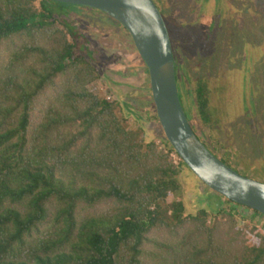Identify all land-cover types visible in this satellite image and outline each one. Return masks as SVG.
Masks as SVG:
<instances>
[{
    "label": "trees",
    "instance_id": "trees-1",
    "mask_svg": "<svg viewBox=\"0 0 264 264\" xmlns=\"http://www.w3.org/2000/svg\"><path fill=\"white\" fill-rule=\"evenodd\" d=\"M210 1L170 5L185 42L202 34L195 22ZM224 1L213 0L217 14ZM52 4L71 5L0 0V264H264L254 224L264 215L221 203L211 189L208 203L188 210L177 178L188 167L163 133L150 87L141 89L153 121L141 123L132 104L101 93L94 50ZM168 32L179 97L201 139L192 111L210 122L212 88L205 77L194 91L180 88L183 63Z\"/></svg>",
    "mask_w": 264,
    "mask_h": 264
},
{
    "label": "rangeland",
    "instance_id": "rangeland-1",
    "mask_svg": "<svg viewBox=\"0 0 264 264\" xmlns=\"http://www.w3.org/2000/svg\"><path fill=\"white\" fill-rule=\"evenodd\" d=\"M155 1L160 4V0ZM162 2L166 5L162 13L171 33L176 59L183 63L179 68L180 88L194 91L202 77L212 88L208 106L210 122L203 124L192 111L200 126L201 139L225 163L242 174L264 181V0H225L219 14L211 0L195 22L203 35L190 43L182 39L183 33L170 20L168 9L178 0ZM52 5L76 24L89 41L95 54L93 61L102 70L98 79L101 93L132 104V110L143 119L141 123L153 121L150 98L141 89L149 86L147 69L122 25L92 7ZM178 11L182 13L176 6L173 13ZM116 56L119 59L109 62ZM217 87L219 90L213 91ZM129 122L131 126H138L133 116ZM152 129L153 125L148 127L149 132ZM158 131L155 128L152 133L158 134ZM172 157L177 160L176 156ZM177 178L178 197L188 210L195 211L199 203H208L212 192L188 168ZM224 198H220L221 203ZM243 209L248 215L253 213ZM254 224L264 233V217L256 216Z\"/></svg>",
    "mask_w": 264,
    "mask_h": 264
},
{
    "label": "water",
    "instance_id": "water-1",
    "mask_svg": "<svg viewBox=\"0 0 264 264\" xmlns=\"http://www.w3.org/2000/svg\"><path fill=\"white\" fill-rule=\"evenodd\" d=\"M92 7L128 32L148 73L155 113L168 142L188 169L212 191L264 215V181L240 173L196 135L184 112L169 32L155 0H54Z\"/></svg>",
    "mask_w": 264,
    "mask_h": 264
}]
</instances>
